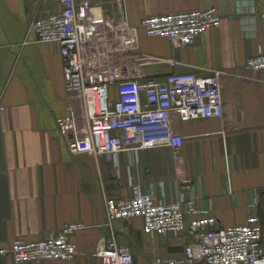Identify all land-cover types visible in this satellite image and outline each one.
Listing matches in <instances>:
<instances>
[{
	"label": "crops",
	"instance_id": "crops-1",
	"mask_svg": "<svg viewBox=\"0 0 264 264\" xmlns=\"http://www.w3.org/2000/svg\"><path fill=\"white\" fill-rule=\"evenodd\" d=\"M89 2L86 56L94 64L113 57L107 59L112 68L118 64L140 83L161 82L171 74L219 73L223 117L180 123L171 116L172 132L183 138L179 150L141 151L131 168L121 153L118 176L104 157L70 155L56 120L65 118L82 138L81 103L64 92L57 45L38 44L29 33L35 20L60 10L58 2L0 0V249L14 240L46 239L65 224L80 222L86 229L71 237L73 261L28 264H100L95 250L108 233L104 201L130 197L129 182L147 191L184 177L200 195L196 208L214 217L217 227L256 216L264 242V82L245 69L246 60L264 53V0ZM206 8L217 10L220 27L182 50L137 28L146 17ZM124 20L130 28L126 45L111 40L101 46ZM112 229L116 244L129 248L136 264H150L155 256L180 257L189 241L183 235L152 244L140 219L116 220ZM0 264L16 263L0 256Z\"/></svg>",
	"mask_w": 264,
	"mask_h": 264
},
{
	"label": "built area",
	"instance_id": "built-area-1",
	"mask_svg": "<svg viewBox=\"0 0 264 264\" xmlns=\"http://www.w3.org/2000/svg\"><path fill=\"white\" fill-rule=\"evenodd\" d=\"M57 2L60 10L35 20L29 33L38 44L57 45L64 92L81 103L86 125L82 138L70 129L65 118L56 120L70 155L104 157L117 169L118 176L121 153L127 155L131 168L141 151L179 150L183 138L172 132L171 116H176L180 123L223 117L219 73L171 74L161 82L140 83L124 74L118 64L112 68L109 62L113 57L96 65L86 56L89 0ZM220 25L217 10L206 8L146 17L137 28L149 38L167 40L174 49L182 50ZM129 30L126 21H121L100 45L106 47L111 40L126 45ZM245 69L260 74L264 82V53L246 60ZM128 186L130 197L104 201V227L108 233L98 241L95 250L100 264H136L129 248L116 244L112 229L116 220L134 219L141 220L142 232L152 244L159 237L189 238L180 257L155 256L150 264H264L258 217H249L237 226L217 227L214 217L196 208L200 195L194 182L186 177L167 183L161 181L156 187L149 186L147 191L131 182ZM85 229L84 224L72 222L37 242L14 240L0 249V256H9L16 264L73 261L76 250L71 237Z\"/></svg>",
	"mask_w": 264,
	"mask_h": 264
}]
</instances>
